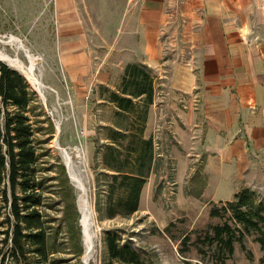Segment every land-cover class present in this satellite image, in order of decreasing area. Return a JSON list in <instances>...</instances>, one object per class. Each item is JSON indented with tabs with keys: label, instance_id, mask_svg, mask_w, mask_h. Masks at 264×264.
Masks as SVG:
<instances>
[{
	"label": "rangeland",
	"instance_id": "obj_1",
	"mask_svg": "<svg viewBox=\"0 0 264 264\" xmlns=\"http://www.w3.org/2000/svg\"><path fill=\"white\" fill-rule=\"evenodd\" d=\"M83 4L95 61L103 67L110 59L121 63L127 55L126 51L124 56L120 53L117 39L123 10L110 8L114 5L108 0H89ZM55 20V0H0V50L17 58L23 66L30 63L28 54L37 56L35 73L43 95L18 66L5 62L24 76L37 92L42 107L36 109L32 118L41 146L40 164L43 174L49 176L46 178L49 186L46 193L50 196L47 213L53 230L49 264H127L109 259L105 245L108 232L117 235L120 245H129L136 250L140 264H217L205 234L210 226L222 223L229 212L211 215L210 210L218 208L222 214L221 207L234 195L230 199L217 198L215 193L206 192L208 178L202 168L206 154L200 145L203 137L190 136L183 117L177 115V108L171 107L165 98V75L155 79L150 67L154 75V96L143 133L145 136L147 126L151 129L156 158L154 168L142 186L136 211L109 217L102 209L98 210L97 195L103 196L104 174L111 172L102 161L103 148L108 142L105 138L107 129L119 130L129 118L118 111L111 100V93L120 91L121 78L117 80L114 76L101 86L88 87L73 81L60 61ZM125 26L133 27L132 23ZM111 45L117 49L112 51L109 59L107 50ZM123 45L133 47L134 39L124 37ZM177 102L182 109L189 107L184 93ZM196 103L193 99L192 105ZM149 108L153 110L152 118ZM74 147L81 151V157L76 158L74 164L85 183L94 220V248L87 263L83 259L85 247L78 189L69 178L61 156V148L72 150ZM184 161L191 168L179 177L184 171L180 167ZM58 163L64 165L69 178L70 187L63 192L67 198H73L77 210L74 228L70 230L63 217L65 203L58 179L54 178ZM256 173L255 170V182L245 187L250 189L255 202L264 206V171L261 176ZM262 253L254 233H245L242 243L234 242V252L225 263L258 264Z\"/></svg>",
	"mask_w": 264,
	"mask_h": 264
},
{
	"label": "crops",
	"instance_id": "obj_2",
	"mask_svg": "<svg viewBox=\"0 0 264 264\" xmlns=\"http://www.w3.org/2000/svg\"><path fill=\"white\" fill-rule=\"evenodd\" d=\"M84 1L55 0L57 50L73 81L101 86L119 80L127 63H144L155 79L165 75V98L190 136L203 137L206 192L230 199L255 182V170L263 175L264 0H108L123 10L117 39L127 55L112 62L111 45L104 67L94 58ZM124 37L134 46L124 47ZM183 93L189 107L182 109Z\"/></svg>",
	"mask_w": 264,
	"mask_h": 264
},
{
	"label": "trees",
	"instance_id": "obj_3",
	"mask_svg": "<svg viewBox=\"0 0 264 264\" xmlns=\"http://www.w3.org/2000/svg\"><path fill=\"white\" fill-rule=\"evenodd\" d=\"M119 92L111 93L118 111L129 118L119 130L107 129L102 161L111 172L104 174L103 196L97 208L109 217L129 215L137 210L142 186L154 168V140L144 136L149 105L154 96V75L140 62H129L121 76ZM42 109L37 92L24 76L0 60V264H49L52 224L47 209L48 175L40 164V142L33 115ZM57 185L64 199L63 217L68 230L74 228L77 210L67 198L69 178L64 165L57 164ZM211 215L229 216L206 231L207 246L214 250L217 264L234 252V242L242 243L245 233H254L262 249L258 264H264V206L255 202L248 187L240 189ZM234 222V225L233 223ZM105 245L110 260L140 264L136 250L120 245L117 235L108 232ZM53 248V247H52Z\"/></svg>",
	"mask_w": 264,
	"mask_h": 264
},
{
	"label": "bare ground",
	"instance_id": "obj_4",
	"mask_svg": "<svg viewBox=\"0 0 264 264\" xmlns=\"http://www.w3.org/2000/svg\"><path fill=\"white\" fill-rule=\"evenodd\" d=\"M13 38V37H11ZM29 55V65L23 66L21 61H19L17 58H12L8 54H5L3 51L0 50V56H5L8 58V61H11L14 63V65L18 66L24 74L27 76V78L30 80L34 86L37 88L40 86V80L37 77L35 73V66H36V60L37 56H34L32 54ZM61 156L64 162L68 164L69 173L72 177V182L75 185V187L78 189V202H79V209L81 212L80 217V224L82 228V234H83V241H84V247L85 252L83 255V259L85 263L88 261V257L90 258V255L93 251L94 245H93V237L95 235V230H93L92 226L94 223V220L92 218V207L89 204V201L87 199V192L85 183L82 179V177L77 173L74 160L76 158L81 157V151L78 147H74L72 150L66 149L65 151L63 148H61Z\"/></svg>",
	"mask_w": 264,
	"mask_h": 264
},
{
	"label": "water",
	"instance_id": "obj_5",
	"mask_svg": "<svg viewBox=\"0 0 264 264\" xmlns=\"http://www.w3.org/2000/svg\"><path fill=\"white\" fill-rule=\"evenodd\" d=\"M0 60H7L8 61V58L7 57H5V56H0ZM10 64H13L14 65V63L13 62H11V61H8ZM38 90H39V92H40V94L41 95H43L42 94V91H41V89H40V87L39 88H37ZM58 126V125H57ZM63 150L65 151L66 149L65 148H63ZM65 166H66V168H67V172H68V174H69V178L71 179V181H72V177H71V175H70V173H69V169H68V164L65 162ZM88 259H89V257H88ZM87 262V261H86Z\"/></svg>",
	"mask_w": 264,
	"mask_h": 264
}]
</instances>
